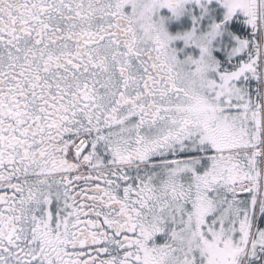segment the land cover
<instances>
[{
    "label": "snow or ice",
    "instance_id": "6c2138e0",
    "mask_svg": "<svg viewBox=\"0 0 264 264\" xmlns=\"http://www.w3.org/2000/svg\"><path fill=\"white\" fill-rule=\"evenodd\" d=\"M0 264H264V0H0Z\"/></svg>",
    "mask_w": 264,
    "mask_h": 264
}]
</instances>
